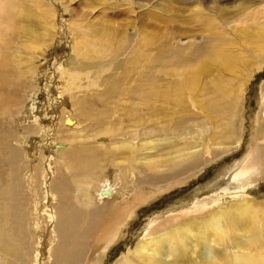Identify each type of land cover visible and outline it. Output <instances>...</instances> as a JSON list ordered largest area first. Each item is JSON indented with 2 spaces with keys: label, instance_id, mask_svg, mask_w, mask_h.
<instances>
[{
  "label": "bare ground",
  "instance_id": "obj_1",
  "mask_svg": "<svg viewBox=\"0 0 264 264\" xmlns=\"http://www.w3.org/2000/svg\"><path fill=\"white\" fill-rule=\"evenodd\" d=\"M10 2L0 0V264H102V257L115 243L120 228L131 219L137 208L156 197L136 191L128 199L125 190L129 185L132 184L135 189L138 186L139 189L145 186L159 188L154 180L163 181L185 175L190 178V170H198L208 161L202 155L212 145L220 147L216 148L218 151H215V155L225 153L226 140L235 142L232 150L239 148V118L244 116V97L242 88L238 86L246 81L247 74L239 69V73L233 76L230 71L236 68L237 62H241V54L238 53L236 58L224 50L219 41L214 45L212 40L208 45L201 46L196 39L189 40L186 45L176 44L179 40L174 39L163 58L160 55L164 50L159 46L152 47L149 53L134 49L125 58L126 64H129L127 67L116 66L115 84L129 85L126 92L129 100L135 103L130 111L137 116L128 115L125 128L120 127L118 132L99 124L98 130L93 133L105 135L107 139H101L99 148L87 144L68 152L50 153L43 185L47 189L45 196H48L50 189L56 194L57 201L52 212H49L47 198H43V201L36 199V209L41 206L48 214L44 224L38 221L41 231L36 242L27 222L30 218L26 210L29 199L21 195L19 154L18 148L14 146L17 135L11 126L12 116L17 113L14 108L22 102L19 101L18 93H26L30 88V85L27 86L30 82L25 79L29 71L22 70L18 60L23 59L12 53L11 49L20 34L29 35V32L22 27L20 18L13 15L15 8ZM105 31L106 28L100 29L101 37L105 41H112L115 36L113 31ZM245 38L248 41L244 45L250 46L249 56L260 60V54L264 51V30H255L251 37ZM144 40L150 43L152 37L145 34L140 42ZM21 46H17L18 52H21ZM242 62L246 67L250 64L248 60ZM104 65L105 62L97 66L83 64L77 73L78 80H90L96 86L101 79L100 74L105 70ZM207 69L212 70L208 77L210 82L201 84L200 79L205 81ZM256 69H263V64H259ZM224 72L228 77H224ZM160 79L168 80L167 90L156 89ZM135 82L139 85L137 89L134 88ZM22 86H25L23 90ZM156 102L159 104L152 105ZM259 103L256 120L259 125L253 132L250 155L234 175V180L242 184L257 180L260 174L264 178V86ZM34 107L33 103L31 113ZM30 112H25L23 117L30 118ZM146 113H151V116H145ZM86 114L89 119L96 118L90 113ZM147 117L151 120L149 124ZM64 118L67 120V117ZM71 121L72 118L65 125L70 126ZM216 127L219 129L216 130ZM136 139L143 141L139 143ZM113 141H117L115 144L120 143L119 147L110 148ZM181 144L184 147L178 150L177 146ZM118 149L124 151L120 158L123 161H117L120 157ZM153 150L160 152L159 155L154 154ZM57 154L61 156L58 164ZM139 154L143 157L138 159ZM156 156L173 158L158 161ZM107 160L112 163L113 180L120 179L119 182L124 183L123 187L113 184L114 181L111 182L109 178L105 185L101 183L99 176L104 172ZM141 160L144 163H139ZM59 164L66 172L60 177L56 172ZM140 174H144L142 180L139 179ZM90 185L96 191L97 198L92 195ZM242 200L241 203H234L235 214L239 215L237 218L229 214L231 211H210L204 217L190 214L203 211V205L208 200L201 205L185 203L170 206L157 213L147 221L145 228L148 232L162 229L163 237L153 244L138 245L134 252L135 260L144 262L146 259L147 264H188L189 259L197 254L203 262L196 264H264V203L259 204L246 195ZM36 212L40 215L38 210ZM51 213L55 215V222L45 237ZM186 214L192 216V221H183L182 216ZM240 217L256 219L254 233L250 241L241 247L237 246L234 254L230 255L220 248L226 238L222 234L231 235L237 229L235 224ZM181 221L183 223L178 226L170 227V224ZM215 241L220 243L213 245ZM46 242L47 251L44 250ZM149 245L154 248L148 250ZM35 248L38 253L34 252ZM163 249L171 261L162 260ZM40 256H45L42 262L41 259L38 261ZM121 261L119 264H137L129 259Z\"/></svg>",
  "mask_w": 264,
  "mask_h": 264
},
{
  "label": "rangeland",
  "instance_id": "obj_2",
  "mask_svg": "<svg viewBox=\"0 0 264 264\" xmlns=\"http://www.w3.org/2000/svg\"><path fill=\"white\" fill-rule=\"evenodd\" d=\"M10 4L16 10L13 9V15L17 19L20 18L22 27L29 32V35L20 34L11 49L12 53L23 59L18 60V63L21 64L22 70L29 71L25 79L30 82L27 85H30V88L26 93L23 91L21 94L18 93L19 101L22 102L17 109L14 108L17 113L12 116L11 126L17 135L14 146L18 148L19 154L18 176L22 184L21 195L29 199L26 210L30 218L27 222L36 242L41 231L38 221L44 224L48 218L43 207L36 209L34 205L36 199L43 201V198H47L46 206L49 212H52L57 201L56 194L50 189L48 196H45L47 189L43 185L50 153L68 152L87 144L99 148L102 145L101 139L107 140L105 135L97 136L93 133L98 130L101 123L112 131L118 132L120 127L125 128L128 115L131 114L130 117L137 115H132L130 111L135 103L128 98L126 91L129 85L115 84L116 66L127 67L129 64H126L125 58H128L136 48L143 53L146 51L149 53L152 47L159 46L164 50L160 55L163 58L167 47L175 40H179L176 44L186 45L189 40L196 39L201 46L208 45L213 40L212 44L220 42L224 50L231 52L236 58L238 53L241 54V62L236 61V68L230 71L233 76L239 73V69L247 74L246 81L238 86L242 88L244 97V116L239 118L238 130L241 144L239 148L232 150L235 142L230 143L226 140L225 153L218 155H215V151H218L219 145H212V148L204 151L202 155L208 161L200 169L190 170V178L185 175L163 181L154 180L160 189L150 186L140 189L138 186L135 189L132 184L129 185L125 190L128 199H131L134 194L132 192L136 191H144L148 197L152 194L156 197L148 204L137 208L131 219L120 228L115 243L102 257V264H119L122 262L121 259L147 264L146 259L144 262L136 261L134 252L138 245L153 244L155 240L163 237L164 230L156 228L148 232L145 226L150 218L169 209L170 206L185 203L201 205L200 203L208 200L209 202L203 205V211L190 214L204 217L210 211L214 213L231 211L229 214L237 218L239 215L235 214L234 203H241L245 195L259 204L264 203L263 174L251 183L242 184L234 180L235 173L250 155L253 132L259 125L256 120L259 115L261 90L264 86V51L257 61L248 54L250 46L244 44L248 41L245 36L251 37L255 30H264V0H11ZM102 28H106L105 32L113 31L115 36L112 41H105L101 37V33H104V31L100 33ZM145 34L152 37L150 43L146 40L145 43L140 42ZM18 45H22L21 52H18ZM95 49L97 51L94 52ZM243 60H248L250 64L246 67ZM101 62H105V70L100 74L101 79L96 86H93L90 80H78L77 73L83 64L97 66ZM259 64H263V69L257 71ZM211 71L207 69L205 81L203 78L200 79L201 84L210 82L208 77ZM224 77H228L226 72ZM166 86L168 80L160 79L156 89L161 90ZM23 88L25 86H22V90ZM134 88H139L137 82L134 83ZM33 103L35 107L31 113ZM157 104L159 102L152 105ZM25 112H30L28 113L30 118L23 117ZM86 113L96 118L89 119ZM145 116H151V113H146ZM64 117H67V120ZM70 118L73 119L72 124L66 126L65 122ZM147 120L149 124L150 117H147ZM102 134L112 135L106 132ZM136 141L142 143L143 140ZM115 142L117 141L112 142L110 148L119 147L120 143ZM183 147L181 144L177 149ZM117 153L120 156L117 161H123L120 158L124 151L118 149ZM159 153L154 152L157 155ZM136 154L137 152L134 155ZM57 157L58 164L61 156L57 154ZM140 157L143 155L139 154L138 159ZM162 157L156 156L155 159L159 161L173 158ZM139 163L144 161L141 160ZM104 169L99 176L103 185L109 178L111 182L114 181L113 184L124 186V183L119 182L120 179L113 180L111 162L108 161ZM56 172L59 177L66 173L60 168V164ZM139 176L141 180L144 178V174ZM90 188L94 198H97L96 191L91 185ZM76 201L78 202V199ZM96 204L100 206L99 203ZM51 216L45 237L54 226L55 215L51 213ZM182 218L183 221H192L189 214ZM183 221L174 222L170 227L174 228ZM255 222L256 219L240 217L235 224L237 229L231 235L222 234L226 238L220 248L230 255L234 254L237 246L241 247L240 245L251 240ZM219 243L220 241H215L213 245ZM47 247L46 242L45 251ZM151 248H154L153 245H149L147 249ZM34 252L38 253L36 248ZM165 252L164 249L161 250L162 260L171 261ZM37 253L34 254L35 257ZM200 256L202 257L201 252ZM44 258L45 256H40L38 261L41 259L42 262ZM199 261L202 260L196 254L189 259L188 264H196Z\"/></svg>",
  "mask_w": 264,
  "mask_h": 264
}]
</instances>
